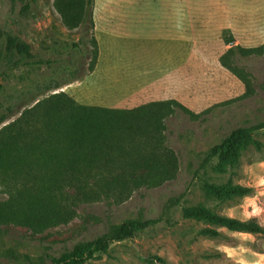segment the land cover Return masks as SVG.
<instances>
[{
  "label": "rangeland",
  "instance_id": "obj_1",
  "mask_svg": "<svg viewBox=\"0 0 264 264\" xmlns=\"http://www.w3.org/2000/svg\"><path fill=\"white\" fill-rule=\"evenodd\" d=\"M25 1L0 0V129L36 99L60 91L80 104L112 109L176 99L199 117L178 111L168 119L176 160L153 186L81 204L68 223L43 230L1 225L0 264H49L79 241L136 218L159 222L85 264H264V234L220 229L226 237L208 239L200 234L207 224L183 215L184 206L203 204L264 226V128L253 133L261 149L250 146L235 168L220 174L204 164L232 130L264 122V55L240 61L253 76L249 98L220 62L229 48L225 29L244 47L264 44V0H95L94 29L87 23L74 30L63 25L54 0H36L23 12ZM92 34L99 54L90 72ZM57 84L62 88L54 91ZM204 180H231L254 191L221 201L206 194ZM17 190L0 183V201Z\"/></svg>",
  "mask_w": 264,
  "mask_h": 264
},
{
  "label": "trees",
  "instance_id": "obj_2",
  "mask_svg": "<svg viewBox=\"0 0 264 264\" xmlns=\"http://www.w3.org/2000/svg\"><path fill=\"white\" fill-rule=\"evenodd\" d=\"M35 1L26 0L23 12L30 11ZM94 1L54 0V7L66 28L74 30L89 23L94 29ZM224 35L229 48L220 62L245 84L242 97H252L253 76L240 61L263 56L264 44L244 47L236 42L230 29H225ZM91 43L90 72H93L99 54L95 34ZM10 44L20 53L29 52L26 44L15 41ZM53 88L56 91L62 86L57 84ZM178 111L191 118L199 117L176 99L133 109L86 106L64 91L36 99L16 120L0 129V183L18 186L15 194L10 192L8 200L0 201V227L15 224L43 230L68 223L81 204L124 196L144 185L153 186L170 173L176 160L169 145L167 121ZM263 128L264 122L232 130L211 147L204 164L210 162L220 174L235 168L250 146L261 149L262 143L253 133ZM204 189L208 196L221 201L242 198L254 191L231 180L225 184L204 180ZM183 215L207 224L200 234L208 239L226 237L220 229L264 234V226L255 219L220 215L203 204L184 206ZM158 222L157 218L125 220L94 239L79 241L72 249L50 257L49 264H85L107 253L114 243L132 239Z\"/></svg>",
  "mask_w": 264,
  "mask_h": 264
}]
</instances>
